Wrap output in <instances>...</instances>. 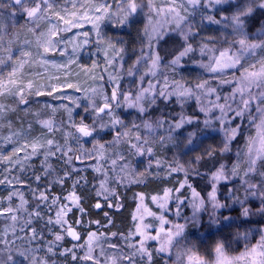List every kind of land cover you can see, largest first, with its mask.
Here are the masks:
<instances>
[{"label": "snow or ice", "instance_id": "snow-or-ice-1", "mask_svg": "<svg viewBox=\"0 0 264 264\" xmlns=\"http://www.w3.org/2000/svg\"><path fill=\"white\" fill-rule=\"evenodd\" d=\"M258 16L264 0H0V264H264ZM37 157L43 190L19 175ZM76 162L102 177L108 223L110 181L176 184L159 213L138 194L126 234L82 235Z\"/></svg>", "mask_w": 264, "mask_h": 264}, {"label": "rangeland", "instance_id": "rangeland-1", "mask_svg": "<svg viewBox=\"0 0 264 264\" xmlns=\"http://www.w3.org/2000/svg\"><path fill=\"white\" fill-rule=\"evenodd\" d=\"M60 117H61V114H58L57 115V119H60ZM41 159H42V157L34 158L33 161L31 162L32 165H33V168L28 169L24 173H19V175L23 179H25V183L26 184H31V188H39L40 190H43V188L47 185V178H42V180L39 182V184H37V182H35L34 176H33V172H36L37 174H39L40 171H41V167H40V160ZM54 163L57 164L58 171L62 170V168H63V165L62 164H60L59 162H55V161H54ZM94 163H95L94 161H86L85 162V165L86 164H94ZM85 165H81L79 162H76V167L82 169V171H80L78 173V175L85 177L84 180H81L80 185H78V189H77L78 190V194H82L84 200L91 199L92 198L91 197V194L94 195V197L96 199H98L95 196V190L99 187V181H100V179H102V177L99 174L94 173L90 167H86ZM109 175L111 176L112 174L109 173ZM180 178H182V174H180V175L177 176V179H180ZM151 180L152 179H150L149 181H151ZM153 181H164L168 185L166 187H173V185L176 184V180L175 179H172V178H169L167 180L155 179ZM140 185H145V183H143V184H126V183L125 184H117L115 182V180H112V181H110L109 187L112 188V189H115V192H116V202L120 203V198L118 196L119 195V192H121V191L125 192V191L129 190V188L137 187V186H140ZM70 188H71V180H69L63 186V189L61 188V186L57 185V186L52 187L51 191L55 195H58V196H66L68 194V191L70 190ZM164 188L165 187H163L161 190L152 192L151 194H147V192H143V191L137 192L135 194L136 195L135 205H134L135 206V209L133 210V212L131 214V217H132L133 213L136 211V205L138 203V194H143L145 196V204L152 211H155V212L159 213V209H158L157 205L152 202L151 196H153V195H160V196H162L163 195V189ZM21 190L25 192L26 198L30 202H32V205H34L35 202L32 201L31 190L29 188H27V187L22 188ZM6 194H7V191L5 190V188L3 186H0V196H6ZM99 199L101 201L103 200L102 197L99 198ZM16 202L18 203V200ZM109 202H112V198H110ZM44 211L48 215H54V213L47 212L46 209ZM96 211H98V210L96 209ZM173 211H174V208H173ZM184 211H185L186 214H188V212H189V210H187V209H185ZM235 214L236 213L234 212L233 215H235ZM168 215L171 216L172 213H169ZM69 218L72 219V220H80L81 219V214L79 212L73 210V213H70L69 214ZM172 218H174V217H172ZM45 219H47V215H45ZM82 219H83V223L80 224V225H77V227L80 230V232H81L82 235L85 234V233H87L89 230L96 231L98 228H99L100 232L108 233L109 236H110V233L111 232H115V231H112V230L108 229L109 224L105 225V227H100V225H101L100 223L99 224H96V223H91L90 224L89 221H91V220L89 219V217L87 216L86 213L83 215V218ZM149 221H151L152 223H156L154 220H152L151 217H146L145 222H149ZM42 223H43V221H41V224ZM132 225H133V221H132V218H131V227L130 228H132ZM3 226H4L3 222H0V229H2ZM192 231H198V230L197 229H192ZM45 235H47L46 232H45ZM111 239L115 242L119 238L118 237H113ZM120 243L122 244L123 241H120ZM212 243H213V241L209 240L204 247H201L200 248L201 253L202 254H205L207 252L208 254H210ZM65 244H66V246H69V247L71 246L69 243H67V241L65 242ZM158 260H159V258H158ZM160 262H161V264H163V261H160Z\"/></svg>", "mask_w": 264, "mask_h": 264}, {"label": "trees", "instance_id": "trees-1", "mask_svg": "<svg viewBox=\"0 0 264 264\" xmlns=\"http://www.w3.org/2000/svg\"><path fill=\"white\" fill-rule=\"evenodd\" d=\"M264 20V16H258L254 21V26H259L260 21ZM142 186V187H141ZM168 186L164 181H149L145 185H140L137 187L129 188V190L119 192L120 204L122 207L119 210L115 208H104V211L109 213L111 223H108L109 218L103 215V212L92 207V205L97 201L94 195L91 194V199L82 201L83 206L86 209V214L91 221H99L101 225L109 224L108 229L115 232H122L126 234L129 229H131V214L135 209V198L137 192H147L151 194L152 192L161 190L163 187ZM158 260V258H157ZM159 264H161L160 260Z\"/></svg>", "mask_w": 264, "mask_h": 264}]
</instances>
